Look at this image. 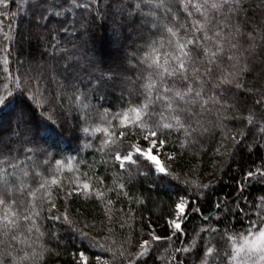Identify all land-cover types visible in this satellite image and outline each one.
Instances as JSON below:
<instances>
[{"label": "trees", "instance_id": "16d2710c", "mask_svg": "<svg viewBox=\"0 0 264 264\" xmlns=\"http://www.w3.org/2000/svg\"><path fill=\"white\" fill-rule=\"evenodd\" d=\"M138 2L144 13L155 12V17L140 15L135 10ZM118 3L135 13L131 20L126 14H115ZM156 3H0V95L12 93L11 105L0 111V159L7 171H15L28 185L26 192L6 199L16 200L13 210L25 211L28 206L26 214L39 212L31 221L21 219L18 230L0 234V264H75L81 253L89 261L104 259L107 264H205L209 247L214 254L207 264H228L225 233L246 231L250 222L264 218V0H231L234 12L217 14L223 33L214 64H209L210 56L203 47L189 46L196 61L188 66L191 79L178 80L175 86L183 91L191 83L201 97H186L196 100L188 105L178 101L186 108L184 112L164 111V122L179 114L184 125L174 124L172 130H165L163 148L174 157L167 162V174L155 171L135 153L137 162H126L123 168L115 160L117 148L123 155L132 151L133 144L146 147L138 128L124 127L120 117L113 119L130 104L141 105L145 100L141 86L150 70L143 58L154 41L165 42L161 52L171 51L164 25L171 26L172 16L183 24L192 19L183 11L181 0H166L171 9L167 14L156 8ZM153 20L159 21V27L152 26ZM114 24L118 33L113 31ZM180 34L184 35L183 29ZM206 47L216 51L213 45ZM85 54L94 55L104 70L111 68L115 79L96 87L82 82L77 58ZM194 67L199 73H193ZM207 67L212 69L210 74ZM37 71L43 73L50 92L55 86L49 78L55 74L64 84L66 97L34 111L29 106L32 102L25 99L32 92L25 90L33 87ZM16 78L22 83H15ZM223 79L231 83H221ZM74 85H78L87 108L74 100ZM154 107L161 110L160 105ZM21 113L31 130L27 135L24 124L16 128ZM106 140L115 143L104 146ZM12 157H16L13 163L19 164L16 169L7 167ZM53 179L56 185L51 183ZM84 182L90 184L91 195L82 187L77 194V185ZM30 192H35L34 209ZM69 192L73 194L68 196ZM182 200L189 209L182 231L171 240L153 241L151 223L173 219L175 205ZM14 234L18 240L11 239ZM144 241L150 246L146 255L138 257Z\"/></svg>", "mask_w": 264, "mask_h": 264}, {"label": "snow or ice", "instance_id": "6c2138e0", "mask_svg": "<svg viewBox=\"0 0 264 264\" xmlns=\"http://www.w3.org/2000/svg\"><path fill=\"white\" fill-rule=\"evenodd\" d=\"M4 0H0L3 3ZM91 3H95V0H90ZM239 2V0H235ZM228 6L225 9V6ZM181 6L183 11L187 14L190 19L188 24L178 23L176 16H172L170 23L171 26L164 25L165 31L167 33V44L171 51L161 52L164 48L165 42L154 41L151 45V51H149L143 58V63L146 65L148 75L144 76V83L142 84V94L145 96V100L141 105H131L122 113H116L113 115V119L120 117V124L124 127L138 128L143 134L142 139L147 142V148H141L139 145H131L132 151H128L125 154H121L120 151L116 150L115 160L119 162L121 168L124 167L125 163H136L137 161L133 159V154H137L139 157H143L147 161L151 162L159 173L167 174L166 168L162 165L161 161L158 159L157 155H153V150H158L160 147L166 143L165 130H172L175 125H179L183 128L184 125L181 122L179 114L173 115L170 122H164V111L180 113L186 111V108L178 101H184L185 105L196 103L195 99L186 100L188 96H194L195 98L201 97V92L194 89L192 84L189 83L185 90H180L176 88V81H189L191 79L189 73V63L195 65L196 61L192 56V48L200 49L204 48L205 55L210 56L209 64H214L216 62V57L218 52L221 50L220 41L222 39L223 27L221 20L217 19V14L221 13L222 10L226 12H234L231 7V0H181ZM155 7L158 9H163L167 14L171 11L170 7L166 5V0H157ZM115 14L118 16L127 15V18L131 20L132 16L135 14L133 11H129L123 4H116L114 6ZM135 10L139 12L140 15L144 17L153 16L155 17V12L144 13L140 9V3L135 4ZM199 14V18H193ZM59 15V13L57 14ZM226 20V17H225ZM147 22V21H145ZM123 20L120 21L122 25ZM153 27H159V21L153 20ZM181 29L184 31V35H181ZM114 33H118L119 29L113 25ZM200 33L201 35H197ZM206 45H213L216 47V51H212ZM189 46H192L190 48ZM235 47V45H232ZM55 47V45H53ZM229 60L233 57L229 56ZM77 66H79L83 71L79 74V79L83 81H88L94 87L103 86L106 82L113 81L116 77L115 72L109 68L104 70L101 67L102 62L96 60L94 55L89 56L85 54L82 58H77ZM65 70H69L68 65H65ZM207 74H210L212 69L207 67L205 69ZM83 72H87L88 75L84 76ZM193 73H199V68H193ZM43 73L37 71L36 75L32 77L34 81L33 87L26 89L25 91H31L32 95L30 97H25L26 100L31 101L30 107L35 111L37 107H43L45 103H59L61 98L66 97L64 93V84L58 79V77L53 74L50 76L49 81L51 85L55 86V91L50 92L49 88L45 86V81L42 79ZM171 81V85L169 84ZM17 84L22 83L20 78H16L14 81ZM221 83H231L230 80L223 79ZM76 88V94L74 100L78 102L82 107L87 108L88 105L84 100L81 99L79 93L78 85H74ZM236 87H240L236 84ZM48 92V95L44 93ZM12 93L9 91L6 94L0 95V111L3 108L9 107L12 103L9 97ZM86 100V97H85ZM38 102V103H36ZM202 103H207V101H201ZM259 103V101H258ZM156 105H160L161 110L156 111ZM62 107V105H59ZM151 109V111H150ZM107 110L105 111V117L107 116ZM51 121V116L48 118ZM131 121V123H125V121ZM251 122V118H249ZM16 128L19 129L22 124H24L25 135H27L31 130L28 129L27 123L24 120V114L21 113L16 117ZM45 131L48 128L44 129ZM179 130V129H176ZM54 131V129H53ZM85 132L88 131L87 128L84 129ZM96 131H100L99 128ZM264 131V129H262ZM115 135V133H112ZM124 133H120L123 136ZM114 141L106 140L104 146L114 144ZM31 151V149H28ZM174 157H169L172 159ZM30 159V157H28ZM16 157H12V160L7 161V167L16 169L19 167L18 163H13ZM46 162V161H45ZM5 161L0 159V208H3V214L0 215V234L7 236L10 231L18 230L20 228V220L31 221L33 216H39V212H34L31 215L26 214L28 206H25V211L13 210V206L16 205V200H7L6 196H12L14 193H24L28 189V185L20 180L19 176L16 175L15 171H7L4 165ZM57 165H60V161H56ZM24 175L27 172L22 170ZM251 175V173L249 174ZM53 185L57 184V181L53 179L51 181ZM41 188L44 184L40 185ZM84 193L91 195L90 184L84 182L81 185H77V194H80L79 189ZM123 187V185H121ZM73 193L69 192L68 196ZM30 196L33 198V202L30 204L31 208H35V192H30ZM50 195V193L48 194ZM96 195L102 196V193L97 192ZM51 203V201H49ZM219 207V205H217ZM52 208H55V204H52ZM177 212V219L170 222V226L174 229L172 235L182 231L181 223L177 220L181 219L186 215V210L188 205H186L183 200L175 205ZM51 210V209H50ZM196 211V209H191ZM67 220V214L63 217ZM52 219H61L59 216H53ZM29 227L27 230L32 231ZM224 238L229 247L227 252L228 264H264V218H260L257 221L250 222L246 231L240 233H225ZM12 240H18L19 236L12 235ZM161 239L171 240L172 236L162 238L156 235H152L153 241H160ZM150 246L149 241H144L140 248L142 251L138 253V257H143L147 254L148 248ZM180 251V249H178ZM183 251H188V249H183ZM214 249L212 247L207 248L205 256V264H207V258L213 256ZM123 255V253H121ZM80 259L85 262L87 258L83 253L80 254ZM131 264V262H130Z\"/></svg>", "mask_w": 264, "mask_h": 264}, {"label": "rangeland", "instance_id": "374dc122", "mask_svg": "<svg viewBox=\"0 0 264 264\" xmlns=\"http://www.w3.org/2000/svg\"><path fill=\"white\" fill-rule=\"evenodd\" d=\"M145 146H146L145 148L148 147L147 142H146V145ZM152 154L153 155H157V157L161 161L162 165L165 168L167 167V165H168L167 162L169 161V157H171V156L168 154V152H166L164 150L163 147H160L158 150H153V153ZM134 155L135 154H133V159H134ZM144 160L146 162L150 163L154 167L155 171H157L156 168H155V166L151 162L147 161L146 159H144ZM184 216L181 219L177 220V222H180L182 224V220L184 219ZM176 219H177V213H176V216L173 219H170V220H168L166 222H153V223H151V237H152V235H156V236H159V237H162V238H166V237H169V236H173L172 234L174 232V229L170 226V222L172 220H176ZM75 264H85V262L82 261L80 259V256H79L77 258ZM86 264H107V262L104 259H96L94 261H89L87 259L86 260Z\"/></svg>", "mask_w": 264, "mask_h": 264}]
</instances>
